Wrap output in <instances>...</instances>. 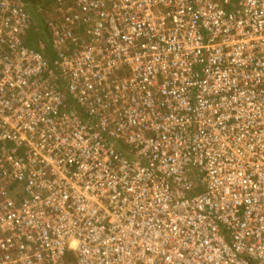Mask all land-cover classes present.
Wrapping results in <instances>:
<instances>
[{
  "label": "built area",
  "instance_id": "1",
  "mask_svg": "<svg viewBox=\"0 0 264 264\" xmlns=\"http://www.w3.org/2000/svg\"><path fill=\"white\" fill-rule=\"evenodd\" d=\"M57 6L0 0V264H264V0Z\"/></svg>",
  "mask_w": 264,
  "mask_h": 264
},
{
  "label": "rangeland",
  "instance_id": "2",
  "mask_svg": "<svg viewBox=\"0 0 264 264\" xmlns=\"http://www.w3.org/2000/svg\"><path fill=\"white\" fill-rule=\"evenodd\" d=\"M57 3H58V0H39V1L35 0V2L33 3L32 1L28 3V9L36 19L35 24H38V27L42 29L40 33L41 36H44V35L48 36V31L46 28L44 30L43 23L49 18L59 15L60 13Z\"/></svg>",
  "mask_w": 264,
  "mask_h": 264
},
{
  "label": "trees",
  "instance_id": "3",
  "mask_svg": "<svg viewBox=\"0 0 264 264\" xmlns=\"http://www.w3.org/2000/svg\"><path fill=\"white\" fill-rule=\"evenodd\" d=\"M25 3H27L26 5H27V8H28V3H30L31 1H32V3L33 2H35V0H23ZM37 1H39V0H37ZM32 16H33V14H32ZM34 17V16H33ZM34 19H35V17H34ZM35 21H36V19H35ZM38 25V24H37ZM47 25H46V23L44 22L43 23V28H44V30H45V28L47 29V31H48V28L46 27ZM44 37V36H43ZM34 38V33H32V36H30L29 37V44L30 45H32V46H37V42H36V39L37 38H35V40L33 39ZM46 38V37H45ZM33 39V40H32ZM50 47V46H49ZM47 48L46 49V53H51V51H50V48Z\"/></svg>",
  "mask_w": 264,
  "mask_h": 264
},
{
  "label": "crops",
  "instance_id": "4",
  "mask_svg": "<svg viewBox=\"0 0 264 264\" xmlns=\"http://www.w3.org/2000/svg\"><path fill=\"white\" fill-rule=\"evenodd\" d=\"M46 37V38H45ZM42 38L44 39V41L46 42V44H47V48L49 47L50 48V51H51V53H49V54H53V48H52V46H51V43H50V39H49V37L47 36V35H44V37L42 36ZM37 47H39V45H37Z\"/></svg>",
  "mask_w": 264,
  "mask_h": 264
}]
</instances>
